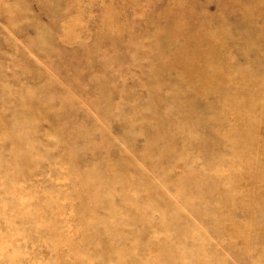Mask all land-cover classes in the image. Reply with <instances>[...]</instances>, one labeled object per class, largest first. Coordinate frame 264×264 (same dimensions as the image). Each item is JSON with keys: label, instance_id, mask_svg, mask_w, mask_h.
Here are the masks:
<instances>
[{"label": "rangeland", "instance_id": "rangeland-1", "mask_svg": "<svg viewBox=\"0 0 264 264\" xmlns=\"http://www.w3.org/2000/svg\"><path fill=\"white\" fill-rule=\"evenodd\" d=\"M0 264H264V0H0Z\"/></svg>", "mask_w": 264, "mask_h": 264}]
</instances>
